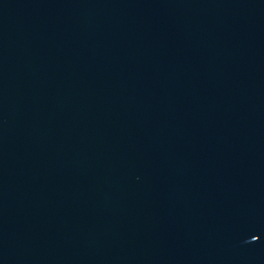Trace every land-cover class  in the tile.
<instances>
[{
    "label": "water",
    "instance_id": "obj_1",
    "mask_svg": "<svg viewBox=\"0 0 264 264\" xmlns=\"http://www.w3.org/2000/svg\"><path fill=\"white\" fill-rule=\"evenodd\" d=\"M0 264H264V0H0Z\"/></svg>",
    "mask_w": 264,
    "mask_h": 264
}]
</instances>
